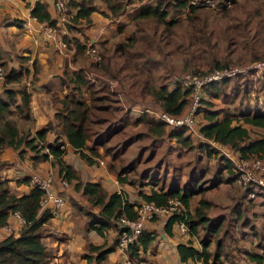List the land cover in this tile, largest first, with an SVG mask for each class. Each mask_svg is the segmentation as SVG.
<instances>
[{
  "label": "trees",
  "instance_id": "obj_1",
  "mask_svg": "<svg viewBox=\"0 0 264 264\" xmlns=\"http://www.w3.org/2000/svg\"><path fill=\"white\" fill-rule=\"evenodd\" d=\"M102 1L110 8L111 14H117L133 0ZM137 1H139V5L136 16L146 17V24L170 45L177 44L181 35L179 29L182 28L186 20L193 26L204 20V17L197 12L199 7L204 6L189 3V0ZM66 3L74 11L71 22L67 23L68 28L76 26L78 23H91V13L96 9L93 0H66ZM184 8H188L187 13H180L184 11ZM30 14L39 21L49 23L55 21L44 0H35L30 8ZM167 15L169 18H166ZM63 36L69 40L66 33ZM136 40V38H131L129 41L115 43L114 52H130L132 54L131 51H135V49L131 51L129 49ZM76 44L78 51L85 49V44L82 42L77 41ZM135 53L138 52L135 51ZM258 54L253 51L251 57H257ZM27 56L17 55L19 65L17 67L8 65L7 69H4L5 73L2 79L4 87L3 91L0 92V151L9 145L17 149L19 155H22L27 148L30 149L34 159L52 156L53 163L57 168V175L65 177L75 189L81 190L88 197L91 205L98 206L96 211H89L92 218L88 220L87 228H93L101 235L107 228L113 227L115 229L116 237L110 245L105 246V242L87 243L89 249L97 251V259L103 258L116 245L120 230L116 220L117 216L124 214L128 217H134L139 201L130 200L122 190L118 192L116 189H108L98 180L81 179L75 167L66 162L62 155L66 151V143H68L87 162L99 163V158L94 157V155L99 154L98 147L104 146L105 150L108 147L106 140L112 131H108L107 134H93L95 132L94 126L105 117L100 113L106 112L108 109L104 101L109 96L112 97L109 92L113 90L109 89L106 82L102 85L96 84L86 72V69H91V67L105 70L106 62L102 59V63L96 66L93 61L87 59V63L83 65L85 67H78L70 72L64 71L59 79V84L64 86V90L61 94L57 91L53 92L51 97L59 102L53 113V120L36 129L32 135H28V133L19 130L12 115L16 113L20 117H31L30 91L21 84L18 86L9 85L11 82L21 83L28 74L29 67L23 63ZM206 61L209 65L215 66L225 63L213 56L208 57ZM5 63L3 62V65ZM32 63L35 72V63L34 61ZM108 74V76H113L119 80L116 72ZM230 78L210 81L202 87L199 104L193 114L195 125L207 137L228 145L240 157L260 156L264 153V104L261 105L260 102L255 101L246 109L240 108L236 111L227 107H214L213 98L220 95L221 85ZM245 82H248L247 79L240 82V88L241 83L245 84ZM116 88L118 89V87ZM114 90L116 91V89ZM147 90L150 93L151 101L159 103V106L155 107L156 109L165 110L172 114H181L189 106L190 87L188 86L177 83L169 85L168 82L163 81L157 85L148 84ZM234 92L235 90L224 94V96L229 95V98H232L228 102H233L236 99L237 94ZM143 107V109H137L140 110V115L134 119V122L142 120L146 124L147 130L156 137L167 135L182 145L189 148H193L195 145L201 151L211 155L213 147L209 142L193 136L186 125L169 126L149 111L148 106L144 105ZM254 127L262 131L253 132L251 128ZM53 129L57 130L56 135L52 140H47L46 133ZM62 135L65 139L62 138ZM112 156L113 158L117 156L116 149L112 151ZM219 159L221 162L218 168L226 169L228 173L224 177H221V174L217 175L212 184L218 183L219 180L232 181L234 177L232 162L225 155H220ZM3 162L5 161L0 160V166ZM135 164V158H132L129 162L121 165L116 172L117 179L120 182H128L134 185V181L128 178L127 174L130 170H134ZM142 174H146V182L151 183L148 190L137 189L142 199L165 203L169 196H178L183 202V212L169 214L166 216L164 224V229L168 233H171L174 222L183 220L187 225L189 237L186 241L177 243L180 259L186 261L188 258H192L202 260L204 264H224L222 257L226 252H224L223 237L215 236L214 247L210 248L212 235L218 233L222 220L207 215L204 208L209 204V201L204 197L199 198L194 211L188 209L192 197L205 189V185L201 183L200 175L197 173L190 174L182 181L171 177L167 182L163 174L160 175L157 170L143 171ZM29 178V175L25 174L18 181L29 182ZM139 184H144V182L141 180ZM41 193L42 189L36 185H31L26 192L16 193L10 189L7 178L0 174V227L8 224L9 214L15 210L24 219L17 233L9 232L0 238V264H52L54 252L43 240L42 225L53 215L50 213L49 206L40 208ZM246 219L247 217H244L242 222ZM154 237L155 232L144 227L136 239L130 243L129 254L140 256L141 251L146 250ZM245 252L250 258L260 262L264 258V245L261 252L253 250H246Z\"/></svg>",
  "mask_w": 264,
  "mask_h": 264
},
{
  "label": "rangeland",
  "instance_id": "obj_2",
  "mask_svg": "<svg viewBox=\"0 0 264 264\" xmlns=\"http://www.w3.org/2000/svg\"><path fill=\"white\" fill-rule=\"evenodd\" d=\"M197 12L204 17L203 22L193 26L186 20L182 28L179 29L181 35L176 45L171 46L165 43L167 46L165 48L162 47L160 39H155L154 50H156L157 56L164 55L165 50H172L171 59L173 61L170 64L166 63L164 65V62H159V68L156 71H152L147 67L149 65L154 67L156 62L146 61L144 58L140 59L138 64L133 61V65H137L134 70L132 66H130L131 70L126 69L125 71L120 67H111V72L119 69L116 76H119L121 82L123 78L122 85L125 84L123 88L127 89L125 92L128 97L124 95L123 91H120L119 94L117 90H114V87L107 85L115 93H112L113 91L109 92L112 97L110 98L109 96L104 101L108 109L106 112L100 113V115L102 114L105 117L94 126L95 132L93 135L97 133L107 134L108 131H112V134H109L110 137L106 140V145L108 146L106 150L104 146L98 147L99 154L94 155V157L99 158V163L95 162L94 164L98 168L99 166H104L106 171L117 179L116 172L118 168L135 158V168L127 174L128 178L134 181V185L119 181L124 188L121 190L128 198L132 199L135 193H139L137 192L138 188L142 190L150 189L151 183L146 182V174H142L143 171L152 172L157 170V173L163 174L167 182L171 177L182 181L190 174H199L205 189L192 197L188 209L194 211L200 197L208 199L209 204L204 208L205 212L210 217L222 220L221 228L213 236V241L215 236L223 237L225 250L231 251V261L234 264H243L245 261L243 257L244 246L251 247L257 251L260 250L256 244L250 245L251 240H253V234L248 231L250 229L249 224L252 223L258 230L257 234H254L256 239L264 236V186L261 187V190H257L256 193L251 195L248 189L238 185L234 178L232 181L219 180L218 183L212 184L217 175L221 174V177H224L228 173V170L218 168L221 162L219 156L225 155L224 151H228L233 158H237V154L228 145H223L222 147L212 146L213 150L211 155H209L195 145L193 148H189L167 135L154 136L147 130L146 124L142 120L134 122V119L140 115V110L137 109H143L144 105L150 109L159 106L158 102L151 101L150 93L147 91L145 84L143 83L140 86L145 76L153 84H155L154 81L157 84L165 81L170 85L171 83L175 84L172 76H181L187 72L202 71L215 67V65H209L206 61L210 56L217 57L220 61L225 62L221 65L240 64L250 59H264V0H240L223 9L199 7ZM151 32H142V40L150 41ZM253 51L259 53L257 57H251ZM2 57L0 56V59ZM2 67L7 69V64ZM137 70L146 71V75L142 72L140 79H138L133 76ZM86 72L91 77L87 70ZM90 79L98 85L104 83L100 77L92 76ZM245 79L248 82H245V84L241 83L240 88V82ZM245 86L247 87L246 89ZM234 90L237 97L233 102H228L232 98H229V95L224 96V94L226 95ZM219 92L220 95L213 98L214 107H227L236 111V109L240 108L246 109L253 105L255 101L263 105L264 74L233 76L225 84L221 85ZM12 117L21 132H26L28 135L33 134V131L29 129L33 116L24 118L14 113ZM118 125L120 126L118 127ZM251 129L253 132L262 131L256 127ZM114 149L117 151V156L113 158L112 151ZM67 151L72 153L74 150L68 146ZM100 160H102V163ZM87 163L85 159H82L80 169L86 168V166L82 165ZM87 165L89 168L86 169L88 170L90 166L89 164ZM89 176L91 177V174ZM141 180L144 184H139ZM70 184L71 182H68L65 187H70ZM72 201L76 205L78 204L75 199ZM244 217H247L248 222H242ZM82 218L88 222L92 216L90 213L83 211ZM2 233L5 232L0 229V236Z\"/></svg>",
  "mask_w": 264,
  "mask_h": 264
},
{
  "label": "crops",
  "instance_id": "obj_3",
  "mask_svg": "<svg viewBox=\"0 0 264 264\" xmlns=\"http://www.w3.org/2000/svg\"><path fill=\"white\" fill-rule=\"evenodd\" d=\"M34 1L35 0H0V56H3L0 59V64L2 65L3 62H6L5 64H7V67L8 65L17 67L19 65L17 55H28L27 59L23 62L29 67L28 74L22 79L21 83L17 84V82H11L9 85L18 86L21 84V86H25L30 91L31 98L29 104L33 119L29 129L33 132L44 126L49 120H53V113L57 105H59V102L53 100L51 97L53 92L57 91L61 94L64 90V86L59 84V79L62 73L64 71L70 72L71 70L82 67L87 63L88 58L85 54V50L78 51L76 49L77 41L82 42L83 44L91 42L96 45L99 52L101 51L100 54L102 59L106 62L105 70H100L95 67L86 70L88 72L89 70H93L103 79L108 77V73H113L111 72V67L114 66L120 67L124 71L130 69V66H132L134 70L140 59L145 58L146 61L156 62L154 67L151 65L147 67L152 71H156L159 68V62H164V65H166V63L170 64V62L173 61L171 59V49L165 50L164 55H156L157 52L154 50L155 39H160L162 47L165 48H167L165 45L167 42H165L158 33L154 32L151 27L146 24V17L136 16L137 7L139 5V1L137 0H133L132 2L134 3H128L126 7L117 14H111L110 8L102 0H93L96 9L91 13V23H78L76 26L67 27V30L65 29L63 34L66 33L69 40H66L62 34L61 37L68 42L67 47H62L60 43L57 42L58 40H47L38 32L30 33L23 29L21 26V20L30 19L37 23L35 18H29L30 8ZM44 1H46L48 10L53 17L54 9L52 1ZM187 11L188 8H184V11L180 13L185 14ZM166 18H169V15H167ZM145 31H152L150 41L142 40L141 33ZM131 38H136L137 42L135 41L132 44L133 46H130L131 48L129 51L135 49L138 53H135V51H131L132 54H130V52H114L113 46L115 43L129 41ZM33 61L36 68L35 72L32 63ZM133 61L137 63L133 65ZM94 64L96 66L100 65L97 63ZM118 70L119 69H116L114 72L117 73ZM142 72L145 74L146 71L137 70L134 72L135 75L133 76L140 79ZM110 77L116 79L118 82L116 86L118 87V89L116 88L117 92L123 91L124 95L127 96V93L125 92L127 89L123 88L125 84L122 85L123 78L121 82L120 79L118 80L113 76ZM143 83L147 88L148 84H153L146 76L143 77L140 86H142ZM154 83L155 84L153 85H157L156 81H154ZM3 87V81L0 79V92L3 91ZM84 93L87 95L85 91ZM56 132V129L49 130L46 133V139L52 140L56 135ZM62 138L65 139L63 135ZM68 146L70 145L66 143V151ZM32 153L33 152L27 148L22 155H19L18 150L9 145L5 146L0 151V160L6 162L1 164L0 174L7 178L10 189L16 193L26 192L31 187L29 182L18 181V179L25 174H43L51 171L53 175L57 177V168L53 163L52 156L43 159H34ZM67 153L68 151L62 155V158L75 167L81 179L93 181L98 180L110 190L117 188L124 189L119 180L113 178L111 173L107 172L104 166H99L98 168V166L94 164L95 162H88L87 164H89L90 169L87 170L86 168L89 167L87 164H84L82 166H86V168L81 170L80 162L83 158L79 157L80 155L76 151ZM90 174L91 177L89 176ZM70 185V187H65L61 191L66 200L63 207L60 209V212L51 216L42 225L44 232L43 240L54 252L52 263L117 264V261L123 256V253L116 248V246L100 259L96 258V250H91L87 247L88 242L94 244L105 242V246L110 245L116 237L115 229L113 227L107 228L103 235L99 234L93 228L88 229L87 220H83L82 212L90 213L89 211H96L98 206L91 205L88 197L81 190L75 189L72 183ZM73 199L78 203L77 205L72 201ZM129 199L138 201L142 200L138 193H135L133 199L130 197ZM166 218V216H161L155 220L146 222L145 228L153 230L155 232V237L148 244L146 250L141 251V256L146 259L148 264H204L202 260L199 259L188 258L186 261L180 259L177 250V243L186 241L189 234H182L178 228L177 222L172 224L171 233L165 231L164 224ZM247 220L248 219H246L244 223L248 222ZM22 224L23 220L20 216L13 212L10 213L8 224L0 227V229L5 232L1 234L0 238L9 232L17 233ZM249 228L248 231L253 234V240H251L250 245L256 244L260 250L257 251L251 247L244 246L243 257L245 261L243 264H264V258L258 262L256 259L250 258L245 252L246 250L261 252L264 245V236L256 239L254 234H257L258 230L252 223L249 224ZM213 236L214 235H212V238ZM213 242L212 239L210 244L211 249L214 247ZM224 252L226 253H224L222 257L223 263L234 264L231 261V251L229 252L225 250Z\"/></svg>",
  "mask_w": 264,
  "mask_h": 264
},
{
  "label": "built area",
  "instance_id": "obj_4",
  "mask_svg": "<svg viewBox=\"0 0 264 264\" xmlns=\"http://www.w3.org/2000/svg\"><path fill=\"white\" fill-rule=\"evenodd\" d=\"M54 9V22L39 21L30 14L29 18H35L37 23L30 19L21 21V26L26 32H38L47 40H58L62 47H67L68 42L61 36L67 30V23L71 22L74 16V11L67 5L66 0H51ZM240 0H189V3L197 4L209 8H225L231 6L234 2ZM186 9V8H185ZM85 54L87 58L94 63L100 64L102 56L95 44L88 42L85 44ZM4 68L0 64V79L4 77ZM92 76L99 77L93 70H89ZM246 74H264V59H250L240 64H224L209 68L202 71L187 72L181 76H172V80L182 86L190 87V103L187 110L181 114H172L165 110L150 109L159 119L165 121L169 126L186 125L188 131L195 137L206 140L211 146L222 147L224 144L216 141L211 137H207L195 125L193 118L194 111L199 104L201 90L204 85L210 81L223 80L236 75ZM90 77V76H89ZM90 77V78H91ZM101 80L106 82L108 86L114 87L118 84L116 79L108 76ZM120 94V92L118 91ZM47 150V148H45ZM225 157L232 162V169L234 170V181L241 186L248 189L249 194L253 195L257 190H261L264 186V153L260 156L240 157L236 155L233 158L228 151H224ZM102 163V160H100ZM29 183L36 185L42 189L39 200L40 208L46 206L50 208V213L54 216L60 212V209L65 203V196L61 192L65 186L68 185V180L65 177L57 175L55 177L51 171L46 173H31L29 175ZM118 192L120 188L116 189ZM247 191V192H248ZM184 205L178 196H169L165 203H156L152 200H140L136 205V215L128 217L124 214L117 216L120 230L117 235L116 248H118L123 256L117 264H148L146 259L141 255H130L128 248L131 242L140 234L145 227L146 222L155 220L161 216H168L171 213H182ZM13 213L20 216L19 212L15 210ZM22 220H24L21 217ZM178 228L182 234H189L187 225L183 220L177 222Z\"/></svg>",
  "mask_w": 264,
  "mask_h": 264
}]
</instances>
